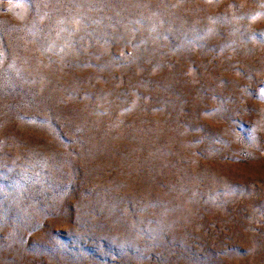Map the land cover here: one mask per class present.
I'll list each match as a JSON object with an SVG mask.
<instances>
[{
    "label": "rangeland",
    "instance_id": "rangeland-1",
    "mask_svg": "<svg viewBox=\"0 0 264 264\" xmlns=\"http://www.w3.org/2000/svg\"><path fill=\"white\" fill-rule=\"evenodd\" d=\"M0 264H264V0H0Z\"/></svg>",
    "mask_w": 264,
    "mask_h": 264
}]
</instances>
